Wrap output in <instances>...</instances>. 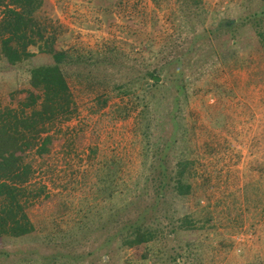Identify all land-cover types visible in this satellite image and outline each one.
Returning <instances> with one entry per match:
<instances>
[{"label": "rangeland", "instance_id": "rangeland-1", "mask_svg": "<svg viewBox=\"0 0 264 264\" xmlns=\"http://www.w3.org/2000/svg\"><path fill=\"white\" fill-rule=\"evenodd\" d=\"M263 11L264 0H43L30 55L0 59V109L19 107L29 70L59 62L75 110L42 134L47 153L25 154L18 197L33 231L0 234V264H264V56L242 45L244 20ZM219 43L236 49L227 65H213ZM183 161L190 192L158 188ZM139 214L163 232L142 261L120 236Z\"/></svg>", "mask_w": 264, "mask_h": 264}, {"label": "trees", "instance_id": "trees-1", "mask_svg": "<svg viewBox=\"0 0 264 264\" xmlns=\"http://www.w3.org/2000/svg\"><path fill=\"white\" fill-rule=\"evenodd\" d=\"M42 5L43 0H8L5 5L0 19V59L6 68L30 55L27 47L34 43L31 35L33 29L30 28L33 22L31 15ZM262 15L264 11L262 14L253 13L244 20L251 32L242 45L244 48L255 49L264 56ZM236 23L229 21L217 24L211 28V33L232 29ZM226 46H223V43L216 46L213 65H227L237 55L236 49ZM242 60V56H239L234 62ZM155 75L154 72L148 73L150 80H153ZM28 84L30 89L23 91L24 100L19 107L0 109V198L7 201L6 207L0 210V234L15 237L26 236L33 231L18 197L19 193L20 197L23 196V185L31 175L30 165L24 162L25 154L34 149L41 155L47 153L52 141L48 136L42 137V134L53 121L69 116L75 110L73 96L59 62L29 70ZM188 84L184 79L183 86ZM122 88L128 94L130 88L117 86L119 91H122ZM176 168L174 179L167 183L163 179L166 171L158 173V188L172 187L176 193L187 195L191 185L185 181V175L190 168V162H179ZM162 169L164 170L163 167ZM139 215L141 218L137 217L126 225L123 235L120 236L123 237V248L138 250V260L142 261L147 259L148 250H151L163 232L158 226L147 224L143 215ZM181 223L186 230H196L189 216H185Z\"/></svg>", "mask_w": 264, "mask_h": 264}]
</instances>
